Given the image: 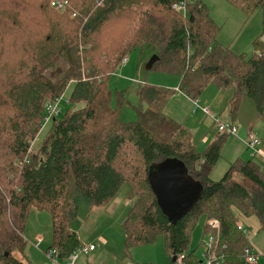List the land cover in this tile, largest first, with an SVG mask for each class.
<instances>
[{"label":"trees","instance_id":"16d2710c","mask_svg":"<svg viewBox=\"0 0 264 264\" xmlns=\"http://www.w3.org/2000/svg\"><path fill=\"white\" fill-rule=\"evenodd\" d=\"M51 0H0V264H26L13 255L24 249V229L32 209L51 216V244L58 264L81 247L71 225L78 197L89 209L106 206L124 183L135 201L121 222L126 252L164 237L171 258L201 264L188 250L200 217L219 221L216 251L223 264H243L251 247L237 228V213L256 216L264 229V172L251 157L237 159L220 180L210 171L227 137L217 134L204 151L192 132L165 113L175 90L148 82L135 88L136 118L121 119L126 89L112 91L109 80L123 56L146 45L158 56L151 69L179 77L178 91L195 100L213 80L235 87L228 115L235 120L243 93L264 109V40L251 55L217 41L219 25L202 0L179 12L177 0H67L64 11ZM250 15L264 14V0H227ZM60 60L63 68H53ZM233 78V79H232ZM68 95L71 108L49 122L37 150L44 104ZM167 159L183 165L203 187L202 197L175 224L160 209L150 176ZM239 172L242 179L231 178ZM214 233L207 224L203 234ZM46 249V250H47ZM264 264V263H263Z\"/></svg>","mask_w":264,"mask_h":264},{"label":"rangeland","instance_id":"374dc122","mask_svg":"<svg viewBox=\"0 0 264 264\" xmlns=\"http://www.w3.org/2000/svg\"><path fill=\"white\" fill-rule=\"evenodd\" d=\"M202 1L210 9L211 17L220 27L217 41L221 45L228 46L234 52L251 55L254 51V39L260 37L264 40V14L261 8H257L248 15L242 9L231 4L227 0ZM154 54L152 46L146 45L142 50L136 48L126 54L128 55L127 63L115 70L110 77L109 87L112 91L127 90V102L121 109V119L124 121H132L136 118L135 110L133 108V105L137 103L135 88L140 83L148 82L158 85L161 84L162 86L167 85L166 87L175 90L174 94H172L167 101L166 113L168 116L175 120H180L190 128L192 132V142L200 152L205 150L207 145L217 134L226 133L218 129L220 124L234 123L236 128L240 127L241 131H244V133H226L229 135L228 140L226 139L222 146V154H220L210 171V177L212 180H220L230 164L235 160L251 157L250 149H248L246 142L249 130H255L259 135L258 138H260V140L263 139L264 109L263 112H259L254 101L243 93L237 117L235 120H232L229 117L226 108V103L230 96L229 87L223 91L221 90L222 92L218 94L217 101H214L213 103L209 101V99L216 94L215 90L217 87H220L213 80L208 83L207 87L198 98L199 100L196 99L198 102L196 101L194 105L192 99H189L182 94L180 95L181 92L179 93L178 91L179 77L177 75L161 71L160 69H151L147 67L149 59ZM64 66V61L60 60L53 66V68H63ZM232 82H234V79ZM71 88L72 83L68 85L63 95L60 97L58 102L59 113L56 118L62 117L68 109L71 108V104L68 102V95ZM205 106L211 108L215 115L214 118L202 111V107ZM256 119H258V121H256ZM50 124L51 123H47L41 127L39 134L32 142L33 150H37ZM253 134L255 133L253 132ZM203 137H206V139L204 140ZM262 143L258 146L259 150L264 146V142ZM232 145L237 146L236 151L233 149ZM175 162L174 159L165 160L154 167L155 173L161 174L164 170L170 168ZM231 178L235 180L242 179L240 173L236 171L231 173ZM129 191L130 184L124 183L114 198H112V203H108L109 205L107 204L104 207H96L94 209L95 211L93 210L92 213H90L87 199L83 196H79L77 218L80 224L77 232H80L83 235L82 239L84 240H86L85 236H88L90 239L101 236L104 239H109L113 244L119 243V250L117 252L113 251L115 249L104 247L107 254H103V258L101 259V263L103 264H122V259L125 260V264H170V257L164 250L163 235H158L151 243L133 245L130 247L129 251L126 252L121 221L125 212H127L135 201L134 198L129 197ZM249 219L255 218L253 217ZM237 220L241 227L247 229L245 236L253 250L261 256L260 264H263L264 229H258L255 226L256 222L253 223L250 228L243 224L240 218L238 219L237 217ZM202 226L203 220L200 219L191 233L189 240L188 250L195 249V254L198 256L202 253L203 248L201 245ZM51 230L52 221L50 214L46 211L32 209L23 233L26 245L22 250L23 256L29 264L59 263V259L57 262H52L45 253L47 247L52 241ZM37 234H41L44 237V240L40 242L38 246H36L37 242L34 240V237ZM203 238L205 239L204 236L202 239ZM94 242L98 248L103 247V241L98 240V238L94 239ZM85 258L84 255L80 256L78 257L77 262L84 261Z\"/></svg>","mask_w":264,"mask_h":264},{"label":"built area","instance_id":"2783aa9c","mask_svg":"<svg viewBox=\"0 0 264 264\" xmlns=\"http://www.w3.org/2000/svg\"><path fill=\"white\" fill-rule=\"evenodd\" d=\"M190 0H177L175 3H173L172 7L176 11L184 12L186 10V4ZM51 7L58 11H64L65 6L67 5V0H51L50 1ZM128 61V55H125L122 57L120 61V66H123ZM59 98L46 102L44 104L43 109V115L41 118V127H43L45 124L49 123L55 116L58 115L59 109H58V102ZM202 111L214 118V113L212 112L211 108L209 106L202 107ZM218 129L220 131L228 132L229 134H235L237 132V128L234 125V123H226V124H220ZM247 147L250 149V156L251 158L259 157L262 158L264 161L263 154L259 150L258 146L260 144V140L252 133L249 132L247 135ZM207 225L210 227V229L213 230L214 233H207L205 234V239L202 240V253H200V262L201 264H223V255H220L216 251V245L218 243V233H219V221L215 218L207 219ZM237 228L242 231V233L246 234L247 229L241 227L239 225V222H237ZM40 238L37 239L36 246L40 243ZM95 249V244L90 243L86 245H81L77 250L73 251L70 256L66 259L65 264H73L75 259H77L80 256H85L86 253L91 252ZM46 255L52 260V262H57V251L55 249H47L45 251ZM264 258V257H263ZM261 256L256 253L251 247H246L243 250L242 253V261L243 264H260ZM133 264V263H131ZM172 264H186L184 261V254H178L176 255V258L174 261H172Z\"/></svg>","mask_w":264,"mask_h":264},{"label":"water","instance_id":"95a60500","mask_svg":"<svg viewBox=\"0 0 264 264\" xmlns=\"http://www.w3.org/2000/svg\"><path fill=\"white\" fill-rule=\"evenodd\" d=\"M158 60L156 54L152 55L147 64L151 68L152 64ZM157 166V165H156ZM152 188L157 197L160 209L165 213L169 222L175 224L184 217L202 197L203 187L199 181L193 179L178 162L164 170L161 174H156L155 170L150 176ZM173 255L171 261H174Z\"/></svg>","mask_w":264,"mask_h":264},{"label":"crops","instance_id":"0c3cea01","mask_svg":"<svg viewBox=\"0 0 264 264\" xmlns=\"http://www.w3.org/2000/svg\"><path fill=\"white\" fill-rule=\"evenodd\" d=\"M122 67V66H121ZM120 68V67H119ZM161 85V84H160ZM232 85V86H231ZM164 86H167V85H164ZM234 87H235V83L234 82H231L230 83V85H229V89H230V96H231V93H232V90L234 89ZM225 89H228V87L227 88H222V87H217V89L215 90V92H216V94L214 95V96H212L210 99H209V101H211L212 103L214 102V101H217V98H218V94L220 93V92H222L223 90H225ZM222 90V91H221ZM178 93V92H177ZM180 93V92H179ZM178 95V94H177ZM180 95H181V93H180ZM183 95V94H182ZM230 96H229V98H230ZM229 98H228V100H227V103H226V108H227V111H228V101H229ZM190 99V98H189ZM199 100V99H198ZM198 100H192V101H194V105H195V102L197 101L198 102ZM166 110H167V108L165 107V113H166ZM167 114V113H166ZM215 116V115H214ZM177 121H179V122H181L180 120H177ZM256 121H258V119H256ZM184 126H186L183 122H181ZM187 128H189L188 126H186ZM253 127H254V125H253ZM189 130H190V128H189ZM191 131V130H190ZM249 132H254L256 135H257V138H258V133L254 130V131H252V130H249ZM239 133H244V131L242 132L241 131V129H240V127H237V134H239ZM246 133V132H245ZM236 134V135H237ZM254 134V135H255ZM255 135V136H256ZM204 138V140L206 139V137H203ZM259 140H260V138H258ZM227 140H228V137H227ZM244 141V140H243ZM262 142H264V134H263V139L262 140H260V143H262ZM263 144V143H262ZM232 147H233V149L236 151V149H237V146L236 145H232ZM222 150H223V148H222ZM222 150H221V154H222ZM239 151V150H238ZM260 151H262L261 153L263 154V157H264V146H262L261 147V150ZM253 159V158H252ZM254 161H256V162H258L257 164H259V166H260V168H261V170L264 172V161H263V159L261 158H259V157H257L256 159L254 158ZM114 198V197H113ZM112 201H113V199L109 202V204L110 203H112ZM108 204V205H109ZM133 205V204H132ZM130 209V208H129ZM128 209V210H129ZM93 210L94 209H92V210H90V213H92L93 212ZM127 210V211H128ZM95 211V210H94ZM126 213L127 212H125V215H126ZM125 215H124V217H125ZM124 217L122 218V220L124 219ZM237 217H238V219L240 218L241 219V222L243 223V224H245L246 226H248V227H250L251 228V226H252V224L253 223H255L256 222V224H255V226L258 228V229H260V223H259V221H258V219H257V217L256 216H250V217H246V216H242L241 214H239V213H237ZM255 218V219H249V218ZM200 219H202L203 220V225L204 224H207V219H205L204 217H200ZM199 219V220H200ZM122 222V221H121ZM237 222H238V220H237ZM79 221H78V218H77V220L71 225V229L74 231V232H76V234H77V236H78V238H79V240L82 242V245H86V244H90V243H93V244H95V242H94V239H96V238H98V240H100V241H103V247H101V248H98L97 247V245H95V249L93 250V251H91V252H88V253H86L85 254V256L84 257H86L85 258V260L84 261H79V262H77V259H75V261L73 262V264H103V263H101V259L103 258V254L104 253H106L107 254V251L104 249V247L106 248V247H109V248H112V249H115V250H113V251H115V252H117L118 250H119V248H118V246H119V243H111L110 242V240L109 239H104V238H102L101 236H97L96 238H94V239H90L88 236H85V239L86 240H84V239H82V237H83V235L80 233V232H77V229H79L78 228V226H79ZM193 232V231H192ZM80 234H81V236H80ZM35 235V234H34ZM203 236H205L204 234H203V226H202V235H201V245H202V237ZM35 239V242L37 241V239L38 238H40L41 240H40V242H42L43 240H44V237L41 235V234H37L35 237H34ZM252 248V247H251ZM253 249V248H252ZM13 255L16 257V258H18V259H21V260H23L26 264H29V262L27 261V260H25V258H24V256H23V253L22 252H20V251H14L13 252ZM122 261V264H125V260L124 259H122L121 260ZM129 264H131V263H129Z\"/></svg>","mask_w":264,"mask_h":264}]
</instances>
